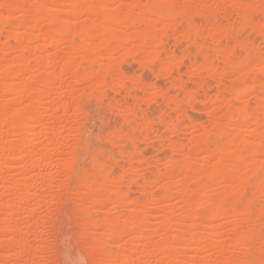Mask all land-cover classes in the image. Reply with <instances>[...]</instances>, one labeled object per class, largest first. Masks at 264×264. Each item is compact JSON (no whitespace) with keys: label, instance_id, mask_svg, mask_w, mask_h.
Returning <instances> with one entry per match:
<instances>
[{"label":"rangeland","instance_id":"obj_1","mask_svg":"<svg viewBox=\"0 0 264 264\" xmlns=\"http://www.w3.org/2000/svg\"><path fill=\"white\" fill-rule=\"evenodd\" d=\"M61 234L264 264V0H0V264H63Z\"/></svg>","mask_w":264,"mask_h":264},{"label":"bare ground","instance_id":"obj_2","mask_svg":"<svg viewBox=\"0 0 264 264\" xmlns=\"http://www.w3.org/2000/svg\"><path fill=\"white\" fill-rule=\"evenodd\" d=\"M69 68L70 67H68L67 69H69ZM73 69H74V67L71 70L73 71ZM71 70H70V72H71ZM22 189L23 188H21L20 190L22 191ZM68 238H67L66 234H61V235H59L58 240L56 239L57 240L56 243L58 242L57 244H59V248H60L59 252H60V256H61L63 264H83V256H81L77 252L76 253H71V249L72 248L70 246ZM33 264H36V262L33 261Z\"/></svg>","mask_w":264,"mask_h":264}]
</instances>
